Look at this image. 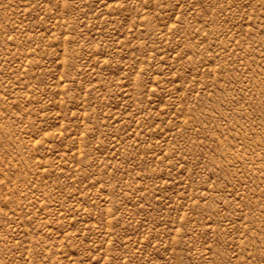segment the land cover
I'll use <instances>...</instances> for the list:
<instances>
[{
	"label": "rangeland",
	"instance_id": "rangeland-1",
	"mask_svg": "<svg viewBox=\"0 0 264 264\" xmlns=\"http://www.w3.org/2000/svg\"><path fill=\"white\" fill-rule=\"evenodd\" d=\"M0 264H264V0H0Z\"/></svg>",
	"mask_w": 264,
	"mask_h": 264
}]
</instances>
